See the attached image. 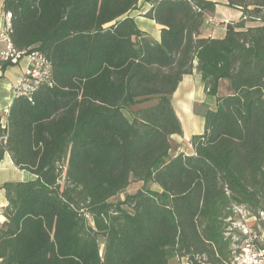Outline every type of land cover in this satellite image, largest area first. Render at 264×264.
Returning <instances> with one entry per match:
<instances>
[{"label": "trees", "instance_id": "trees-1", "mask_svg": "<svg viewBox=\"0 0 264 264\" xmlns=\"http://www.w3.org/2000/svg\"><path fill=\"white\" fill-rule=\"evenodd\" d=\"M139 1L4 0L14 48L42 52L53 85L0 122V163L35 177L0 187V264H230L232 205L263 206L264 0H227L241 17L223 38L202 33L216 2L145 0L159 41L131 15ZM195 70L217 106L194 153L172 157V96ZM133 182L157 189L111 202Z\"/></svg>", "mask_w": 264, "mask_h": 264}, {"label": "crops", "instance_id": "crops-1", "mask_svg": "<svg viewBox=\"0 0 264 264\" xmlns=\"http://www.w3.org/2000/svg\"><path fill=\"white\" fill-rule=\"evenodd\" d=\"M219 4V2H216ZM227 6V0H223V2ZM3 4L4 0H0V30H1V24L4 19L5 12L3 10ZM150 5L145 3L144 0V12H142L143 15H145L149 9ZM219 10V7H216V12ZM237 11V18L240 19L241 17V12L239 10ZM137 24H139L137 17L131 14ZM213 17V16H212ZM211 15H208V20L206 21V24H204L202 28V33L205 36L213 37L216 38L214 35V32L208 28V24L213 22ZM238 19V20H239ZM210 20V21H209ZM212 20V21H211ZM237 20V21H238ZM223 21V20H222ZM149 22L152 23L151 25H156V33L153 34L152 36H149V32L145 28L139 27L144 33L147 34V36L153 38L156 41L160 40V33H161V27L156 24L155 21L150 20ZM229 22L228 19H225L223 21L224 24H227ZM256 24H249V26H254ZM139 26V25H138ZM226 33V30H225ZM7 49V43L3 42L0 38V55ZM29 60L27 58L21 59L18 63L12 64L8 66L2 76L0 77V122L3 126V128H6L8 125V113H9V108L15 98V93L13 90L14 84L20 80L22 77L26 75V73L29 70ZM197 65V64H196ZM223 80L220 81L219 87ZM184 85H190V96L189 99L187 100H182L185 101L186 103L190 102V105L186 109V115L188 116V129L186 131V136H173L172 137V144H173V149L170 152V155L172 157L177 156V154L183 152L188 155H191L194 153L193 147L190 143L191 138L194 135H200L204 132V127H205V113L207 110H214L216 109L217 102H216V97H213L208 94L206 90L205 83L202 80L201 75L198 73L197 70L194 71L192 75H186L184 76L182 82L180 83L177 91L174 93V97L172 96V105L175 108L177 115L178 111L177 110H183V102L181 103V96L180 93L183 92ZM211 96V97H210ZM176 103L177 105L176 107ZM180 108V109H179ZM198 116L204 117V121L202 119H198ZM180 119V118H179ZM35 177L31 175L28 172L21 171L16 166L14 165L12 158L9 153H6L4 159L0 163V187L8 182H27L34 180ZM157 189V188H156ZM8 205V202L6 200L5 196V191L0 188V229L2 225L7 221L6 217L4 216V208ZM186 260H180L179 258L175 257L171 260V264H186Z\"/></svg>", "mask_w": 264, "mask_h": 264}, {"label": "built area", "instance_id": "built-area-1", "mask_svg": "<svg viewBox=\"0 0 264 264\" xmlns=\"http://www.w3.org/2000/svg\"><path fill=\"white\" fill-rule=\"evenodd\" d=\"M12 15L5 13L0 38L7 43V49L0 55V77L4 69L3 62L18 63L29 60V70L18 80L13 90L16 96L30 98L40 85H53L52 63L38 50L17 51L10 33ZM233 216L226 220L225 237L230 240L233 255L230 264H264V203L256 212L243 204L232 205Z\"/></svg>", "mask_w": 264, "mask_h": 264}, {"label": "rangeland", "instance_id": "rangeland-1", "mask_svg": "<svg viewBox=\"0 0 264 264\" xmlns=\"http://www.w3.org/2000/svg\"><path fill=\"white\" fill-rule=\"evenodd\" d=\"M209 1L219 2V4L217 5L219 7V10L217 12L215 11L213 14H211V17L213 16L212 17L213 22H211V23L208 24L209 25L208 28H210V30L214 32V35H215L216 38H223L225 36V34H226L225 33L226 24H224L223 21L225 19H228L229 21H237L239 19V18H237V11L235 9L229 8L224 3H221V2H223V0H209ZM144 10H145L144 9V0H140L139 1V5H138V9L135 12H133V15L135 17H137V18L140 17V19H138V22H139L138 25H139V27L145 28L150 33L149 36H152L153 34L156 33V28L157 27H156V25H153L152 26L151 25L152 23L149 22V19L146 18L145 15L142 14V12H144ZM208 19L209 18L207 16L206 21ZM1 27H2V24H1ZM184 86L185 87L183 89V92L180 93L181 103L183 102V104H182L183 110H182V108H181L180 111L177 110L178 111V117L180 118V121H181V124H182V128H183V135H182V137L183 136L184 137L186 136V131L188 129V116L186 115V109L190 105V102L189 103H186L185 101H182V100L189 99L190 92H191L190 91L191 90L190 89V85H184ZM231 94H233L232 85H231V83H230L229 80H226L225 79V80H223V82L221 83L220 87L218 88V95L219 96H227V95H231ZM173 97H174V95H173ZM177 105H179V104L176 103V107H177ZM177 109H178V107H177ZM198 119H202L204 121V117H202V116H198ZM143 187H147L148 189H156L157 188L155 185H152L151 183H149V184H147L145 186L144 183H142V182H133L126 189V191H124L123 193H121L118 196H116L115 198H113L111 200V202L117 204V203L123 201L125 199V197H126L127 194H134L139 189H141ZM100 241H101V245H102L101 246V249L103 250V239L101 238Z\"/></svg>", "mask_w": 264, "mask_h": 264}]
</instances>
